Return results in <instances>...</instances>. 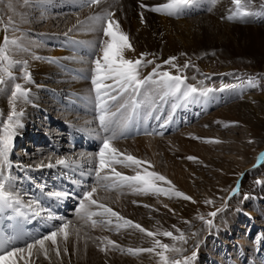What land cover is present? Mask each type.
I'll use <instances>...</instances> for the list:
<instances>
[{"label": "bare ground", "instance_id": "bare-ground-1", "mask_svg": "<svg viewBox=\"0 0 264 264\" xmlns=\"http://www.w3.org/2000/svg\"><path fill=\"white\" fill-rule=\"evenodd\" d=\"M61 2L65 3L62 9L63 13H61L66 16L53 13L48 17L45 14L37 13L34 11L35 7L31 6V4L40 7L47 3L55 4V0H3L5 5L0 4V45L4 41V37L7 36L9 43L6 46L11 62H13L6 61L4 65H0L3 81L0 83V127L3 126L6 129L9 113L12 111L9 99L14 85L17 83L30 91L26 101H21L16 106L17 112L23 110V115L20 118L23 127L17 130L15 139L28 135V124H33L34 117H38L39 113L44 111L48 112L44 118V123L39 121L40 124L30 126L40 133L43 129L45 133L42 135L50 143L49 150L47 147L34 148L35 151L29 152V156L22 159L14 158L10 152L9 159L13 162L12 168L21 173L12 176L10 173L11 168L5 172L4 176L0 177V180L5 182L4 195L11 191L12 196L18 197L20 201L19 204H15L14 200H10L9 205H12L9 207L10 211L18 213L20 220L25 223L31 222L36 215L43 219L41 224L35 225L32 223L30 238L24 245L16 247L25 248L27 243H31L33 240L53 231L62 222L60 218L68 213V209H65L63 213L61 210L60 212L57 211L56 207H62L64 204H68L69 207L72 206L68 200L70 197L75 201V205L79 203L77 195L57 199L54 193L65 190L58 187L56 183L54 184L50 180L52 177H55L56 180L62 178L63 184L70 182L71 179L72 182L77 183L75 188L78 187V194H81L83 188L81 184L85 182L86 178L89 181L91 180L88 186H92L93 181L99 180L100 177L99 181L108 185V188L107 191L101 188L94 194V198L98 199L99 203H103L125 219L140 224L146 230L157 233L155 239H158L161 243L175 244L180 249L181 244L185 243L179 240L173 241L170 237L163 236L162 233L169 231L177 237L183 233L187 240L188 249L196 245L195 250L197 249L198 255L193 264H198V259L203 258L205 250L209 256L208 261H214L211 251L205 249L203 244H195V239H200L199 242L202 240V243L203 239L206 240L210 236L219 235L218 231L221 229L213 224L208 225L204 222L205 220L201 223L202 226H199V223H196L193 218L196 215L202 216L204 213L213 212L211 208L215 205L216 196L219 195L218 189L205 184L204 181L202 183L191 180L193 178L190 174L198 178L214 176L212 173L205 172L204 168L211 160L212 155V146L208 142L214 143L219 140L214 136L213 129H216L221 122L243 120L248 122L245 124L246 126L252 123L255 127L251 137L253 141L259 134L264 136V120L259 118L261 115L264 116V106L259 105L257 108L259 117L255 116L253 120L251 118L252 106H250L252 97L247 95L239 103L230 104L221 111L206 113L208 107L217 105L219 101L217 97L220 99L219 102L222 103L240 95L242 92L241 89L237 88L238 85H235L236 88H227L229 90L233 89L230 91L224 90V86L217 87L218 92L214 89L207 100L202 98L197 101L193 99L184 100L182 106L193 103L197 110L202 108L206 119H200L192 127L183 126L170 136H166V128L161 129L163 137L165 136L167 140L162 137L161 139L159 136H155L157 137L155 138L146 134L134 138H128L129 135H126L123 141H119V138L111 140V146L116 148L118 153L133 155L143 163L137 168L135 165L125 167L123 164L113 162L111 167L102 168L99 177H97L95 173V154L80 151L64 142V136L67 132L66 129L61 127H71V132L73 130L72 133L79 137L81 131L87 134L86 131L98 126V113L94 101L96 93L92 90L91 76L87 74L79 76L75 71L84 74V69L90 68L88 64L101 56L102 53L99 52L95 56L90 54L87 56V61L84 60L85 62L78 63L79 60L73 58V55H69L67 52L80 45L82 46L80 50L87 49L84 47L87 45L95 50L100 49V40L107 39V37L103 36L99 22H93L88 18L113 10V18L118 21L120 31L127 34L132 45V49L125 50V58L136 59L141 53H145L147 54L145 58L153 60L158 55L157 62L153 60L152 64H144L138 70L141 78L147 76L156 63L160 65L159 71H168L172 74L169 70L171 65L163 64V60L183 52L193 56L195 52L198 54L204 53V51L216 52L218 50L220 53L217 55L222 56L226 61L234 62L237 58L248 56L252 57V60H256V66H259L260 63L264 62V5L254 3L251 5L247 0H243L240 4H242V8L248 11L246 12L247 15H242L241 10H239V16L237 17L233 15L238 6L236 7L232 0H194L190 5L181 6V10L177 15H168L165 10L160 12L151 10V6L165 5L169 0H100L98 5L88 4L87 0H65ZM141 3L150 7L141 9ZM207 3L210 5H206ZM203 6L205 7L203 8ZM183 7L188 8L189 11L183 12ZM75 8L78 10L72 12ZM141 13L144 16V23H141ZM237 18H240V20H237ZM244 18L248 19L242 20ZM55 26H64L65 33L62 36L53 33L55 31L53 27ZM70 29L71 31H69ZM59 38H62L64 42ZM70 40L71 45L68 43ZM12 41H16L17 44H12ZM24 61L27 62L26 65ZM173 63L177 65V67H174L176 69L182 68L181 66L186 61L182 59L181 62L176 61ZM178 63L180 64L178 65ZM73 66L82 67V69L77 68L74 70ZM201 69V67L193 68V71L198 74L197 72ZM26 72H30V80L24 79ZM196 74V77L193 76L191 84L202 88L203 85L201 86L200 82L205 80ZM189 76L192 77L191 74ZM196 79L200 80L199 84L198 82L196 84ZM105 83H111V81H105ZM214 86L215 84L211 83L209 88L213 89ZM146 87L154 90V86L149 85ZM146 87L144 88L145 91L147 90ZM222 88L224 91L221 92L220 96L219 90ZM144 90L139 94L137 103L138 105L139 103L142 104L141 113H147L146 116L149 114L147 110L154 108V112L151 114L152 118L146 117L144 121L140 122L135 117L130 118L128 116L132 108V98L136 95L129 91V95L120 101V103L127 102L128 107L116 117L118 124L130 119L131 125L129 128L139 124L141 129L145 130L146 123L149 120H157L155 123H158L160 114H162V105L173 100L174 104H171L172 111L178 104L179 99L166 96L162 91L155 89L154 91L151 90L152 92H145ZM211 97L214 99L211 100ZM260 99L258 98V100ZM214 102L217 103L213 105ZM144 103L147 104L145 109ZM63 104L66 106H62ZM78 106L80 107L76 110L75 107ZM116 109L113 108L111 111L116 112ZM169 115L167 119L172 117V114L169 113ZM195 117L196 114L193 115V120L196 119ZM117 128L120 131V128ZM168 131H171V127ZM3 135L5 133H0V136ZM97 144L100 147L102 141ZM149 155L152 156V159ZM259 155L262 156L261 163L263 164L264 146L258 148L254 156ZM189 156L195 157V159H188ZM61 157H67V166L35 167L36 163L41 162L47 165L49 158L55 165L56 159ZM117 158L123 159V157ZM194 161L195 163H193ZM242 162L245 165L244 157H242ZM251 163L254 164L253 167L255 168L259 166L256 165V160ZM17 164L21 166L17 167ZM32 164H34L32 168L23 167ZM112 168L125 176H134L137 172L144 174L145 171L164 176L165 181L156 180L155 184L169 194L138 191L136 189L143 186L135 183L132 185L116 184V188H114L111 182L118 180V178L114 176ZM84 173L85 175H82ZM33 175H38L41 178L40 182L35 185L27 181V178L30 176V179H32L31 176ZM9 176L11 180L8 179ZM45 176H49V181L44 180ZM104 176H108L110 179L103 181ZM252 180V177H248L243 181H239V189L252 193L254 199L260 201L262 190ZM168 181L171 183H168ZM40 184L45 186L43 191L38 186ZM234 184L233 177H222L218 188L225 187L224 189H227V191L223 195L224 202L217 203L214 209V211L217 208L221 209L219 213H224V219H218H221L220 223L230 228V230V222L236 221L237 223L236 218L231 217L230 214L233 215V213L227 207L228 204H231L232 194H230V190ZM75 188L72 189L71 186H68L66 191L72 193ZM175 191L191 196L192 200L177 197L174 194ZM206 200H211L212 203L206 204ZM35 201H39V203H35ZM133 201H136V203H133ZM192 201H195V203ZM164 205H167V207ZM169 209L173 211H169ZM92 211H98V209L93 206ZM234 214L236 216V213ZM50 215L53 217L51 220L48 219ZM104 219H107V217L93 216L91 220L81 216L76 217L75 220L63 217V220L70 222L71 225L68 229L67 239L58 236L55 246L52 245L51 241H46L44 251L40 250L39 245H34L31 249V255L27 250L22 258L18 254L14 258V264H161V259L156 254L160 249L154 246V238L141 233L134 227L124 226L123 221H118L116 217H111V224L101 226V223L95 225L92 223V220L102 221ZM214 219L215 217L208 215L206 220L213 222ZM185 221L188 223H185ZM261 222L264 223V217ZM118 224L121 225L119 228L117 227ZM178 229L179 231H177ZM255 230L264 236L261 230L258 231L259 228ZM197 232L200 233L199 237L196 236ZM221 232L222 230L220 234ZM191 233L192 236L189 239ZM263 236L260 235V238L255 241L258 247L264 243ZM104 237L107 240L115 241L120 247L113 248L108 245L107 240L103 239ZM250 247L252 248V246ZM101 248L106 250L101 251ZM129 248H154V251L133 254L127 251ZM253 250L254 248L250 252L253 253ZM57 251H59V255ZM180 252L181 250L176 253H166V255L175 260L183 261L184 257L188 255L180 256L178 255Z\"/></svg>", "mask_w": 264, "mask_h": 264}, {"label": "snow or ice", "instance_id": "snow-or-ice-1", "mask_svg": "<svg viewBox=\"0 0 264 264\" xmlns=\"http://www.w3.org/2000/svg\"><path fill=\"white\" fill-rule=\"evenodd\" d=\"M194 2V0H169V2L165 5L160 6H151V10L155 12H160L165 10L168 15H177L181 10V6L190 5ZM237 4H239L240 0H235ZM88 4L98 5L100 0H87ZM141 9L149 8L150 6L145 5L143 3L140 4ZM242 15H247V13H242ZM231 18V17H230ZM93 22H99L100 27L102 28L103 36L107 37V39H101L100 49L102 55L97 59L92 61L91 68V84L92 90L96 93V111L98 113L97 119L99 120V131L105 133V136L102 140V144L99 147L98 152L95 154L96 164H95V173L97 177H99L101 169L105 167H111L113 162L123 164L125 167H129L135 165L137 168L141 166L143 163L141 160L137 159L135 156L126 154V153H118V150L111 146L110 141L118 138L125 137L126 135H131L128 131V128L131 125V120L124 121L121 124H118L116 117L124 110L127 109V102L120 103L121 100L124 99L125 96L129 95V91L131 93L137 94L132 98L131 106L135 110L138 107V99L139 94H141L146 86H154L157 91H162L166 96H172L176 99H204L207 100L210 94L214 91L211 88H198L192 85H188L185 83V78L180 75H172L168 71H159L160 65L157 64L156 67L152 69L147 76L141 78L140 72L138 71L144 64H152L153 60H145V56L147 54L141 53L140 56L136 59H126L125 58V50L132 49V45L128 39L126 33H123L119 29V24L116 19L113 18V13L111 11H106L103 14L94 15L88 18ZM79 23V22H78ZM141 23H144V16L141 13ZM71 31V29L69 30ZM9 43L8 37H4V45ZM12 44H17L16 41H12ZM4 45H0V59H6V49ZM176 60L175 56H170L167 59L163 60V64L171 65L172 67H177L173 62ZM26 65L27 62L24 61ZM189 65L186 62L183 67L187 68ZM2 71V68H0ZM179 71V68H177ZM30 72H26L24 75L25 80H30ZM105 81H111V83H105ZM2 77H0V83H2ZM248 83L255 87L253 84L252 78H249ZM227 87V86H225ZM29 89L26 87H22L21 84L17 83L14 85V88L11 93V97L9 99V104L12 107V111L9 113V120L6 123V134L0 136V177L5 175V172L12 168L13 162L9 159V153L12 150L14 139L17 135V130L23 127L21 122V116L23 115V110L17 112L16 106L21 101H26ZM119 104V107L116 109V112L111 111V107ZM135 111L133 112V115ZM159 119V117H157ZM167 123V121L165 122ZM235 123V122H233ZM119 127L120 131L117 134L114 129ZM160 128H164L165 124H160ZM139 132V129H137ZM144 134L146 135H160L161 133L158 131L148 132L145 130ZM117 157H123V159H118ZM188 159H195V157H187ZM57 165L67 166V157H61L56 159L55 165L51 162V158H49V162L45 165L43 162L36 164V168H53ZM20 164H17V167H20ZM25 168H32L33 165H24ZM114 173V176L118 178V180L114 181V186L116 184H128L132 185L133 183L142 185V188L136 189L138 191H154L157 193H164L168 195L169 193L165 192V190L161 187H158L155 184L156 180L165 181V177L161 176L155 172H147L144 174L137 172L134 176H125L120 172L116 171L114 168L111 169ZM90 174V173H89ZM243 175V173L241 174ZM11 180V177H8ZM110 178L108 176L103 177V181H108ZM260 182V181H258ZM168 183H171L168 181ZM40 189L43 191L44 185H38ZM107 185L99 180H94L92 186L89 188L87 184H85L82 188L81 194L77 195L79 203L76 205L75 212L77 215L81 217H87L88 219H92L93 216L107 217L102 221L92 220L93 225L97 223H101V226L104 224H111V217H116L118 221H123L124 226H131L138 229L141 233H145L147 236L154 238V246L158 247L160 251L156 254L161 259V264H193L196 259L197 252L192 251L190 256H185L183 261L175 260L174 258L166 255V253H176L179 252L175 244L161 243L158 239H155L157 233L148 231L143 228L140 224L134 223L131 220L125 219L120 216L119 213L113 212L111 208L106 207L103 203H99L98 199L94 198V194L101 188H105ZM239 191V185L232 188L231 194L234 195ZM5 193V182L0 180V199H2L3 204L5 206L9 205L10 200H14L15 204H19L20 201L18 197H13L12 192L9 191L7 195ZM177 197H180L184 200H192V197L186 195L183 192L175 191L174 193ZM50 195H52L50 193ZM57 199H62L74 193H70L67 191H57L54 193ZM195 203V201H192ZM35 203H39V201H35ZM136 203V201H133ZM206 204H211V200H206ZM93 206L98 209V211H92ZM167 207V205H164ZM147 207V205H145ZM169 211H173L169 209ZM221 211L220 208H217L215 211L208 213L209 216L215 217ZM49 220L53 219L50 215L48 217ZM61 223L54 228L53 231L46 233L38 239L33 240L31 243H27L25 248L14 246L15 242L19 240L22 234H17L16 237L10 238H0V264H14V258L19 254L20 257H23L24 252L27 250L29 255H31V249H33L34 245H39L40 250H45V242L51 241L52 245L57 244V237L63 236L67 239L70 228V222L64 221L63 217L60 218ZM203 220V217H200ZM205 223L208 225L212 224L211 220H205ZM185 223H188L185 221ZM121 225H117L119 228ZM179 231V229L177 230ZM165 237H170L173 241L179 240L183 243H187L183 233H181L178 237L173 236L172 232L164 231L162 233ZM195 235V233H193ZM103 239L107 240L106 237ZM107 244L111 245L113 248H119L120 246L116 244L115 241L107 240ZM105 248H101V251H105ZM67 251V249H65ZM129 253H140V252H152L154 248H129L127 250ZM59 255V251H57Z\"/></svg>", "mask_w": 264, "mask_h": 264}, {"label": "rangeland", "instance_id": "rangeland-1", "mask_svg": "<svg viewBox=\"0 0 264 264\" xmlns=\"http://www.w3.org/2000/svg\"><path fill=\"white\" fill-rule=\"evenodd\" d=\"M61 1H65V0H55V4L47 3V4L41 5V7L38 5H34V4H31V6L33 8L35 7L34 11H36L37 13H42L43 15L45 14L48 17L50 15H52L53 13L59 14L61 16H66L65 14H62L63 13L62 9L64 8L65 3H62ZM242 1L243 0H240L239 4H237L235 2V0H232V3L236 4V7L238 6L235 9L238 12L236 14V11H235L233 16L238 17L239 16V10H241L242 13L248 12V11H246L245 8H242V6H241L242 4H240V3H242ZM247 1L251 5L253 3L264 5V0H247ZM0 4L5 5V3H3V0H0ZM57 5H60V6L58 7ZM207 5H208V3H207ZM61 6H63V7H61ZM57 10H58V12H57ZM77 10L78 9L75 8L74 10H72V12H76ZM111 12L113 13L114 11L111 10ZM245 19H248V18H244L242 20H245ZM237 20H240V18L239 19L237 18ZM63 27L64 26L53 27V30H55L53 33H56V34L58 33L57 35L62 36V34L65 33V31L63 30ZM57 31H59V32H57ZM59 40H62L64 42V40L62 38H59ZM68 43H69V45H71V40H70V42L68 41ZM1 45H4V41L1 43ZM4 46L6 49L5 54H6V57L8 58V60H7V58L6 59H0V65H4L6 63V61L13 63V62H11L10 55L8 52V47H7L8 44H7V46L6 45H4ZM57 47H58V45H57ZM80 47H82V46L81 45L77 46L75 49H81ZM84 47H86L88 50H90V52H92L93 53L92 55H94V56L96 54H98L99 52H101L100 49L95 50L90 45H87ZM73 48L68 50L67 54L73 55L72 56L73 58L75 57L77 60H79L78 63L87 61L88 57L85 58L84 56H81L79 54H76V53L73 54V52L75 50ZM216 52H218V53H216ZM216 52L204 51V53H198V54H196V52H195V54L193 56H190L188 53L183 52V53L175 56L176 60L174 62H176V61L181 62V60L184 59L188 63L189 66L187 68H185V67H183L185 65V63H183V66H181L183 69L179 68L180 72L177 71V68L175 69L174 67H171V66L169 67V70L172 72V75L183 76L185 78V82L188 85H192L191 80H192V78H194L193 76H195V74H196V72L193 71V68L195 69L198 67L199 68L201 67L202 69H201V71L197 72L198 74H196V75L201 77L202 79L204 78L203 80H205V81L200 82L199 79H196V84H197V82H198V84L200 82L201 86L203 85L202 88H206V87L209 88V85L211 83L215 84L213 90L216 89V91H217V87L224 86L223 88L225 90L227 88H233V87H235V85H238L237 88L241 89V92H242L240 95L233 97V98H230L228 100L224 99L227 102H222V103L219 102L220 99L217 97V99L219 100L218 103L217 102L212 103L213 105H215L217 103V105L214 107H208V111L206 113H208L210 111L213 113L221 111L222 109H224L225 107H227L230 104H234L235 102L239 103L243 98H245V96L248 95V96L252 97V101L250 104V106H252L251 118L254 120L255 116L259 117V114H258L259 112H258L257 108L259 107V105L264 106V62L260 63L259 66H256V60H252L251 59L252 57H248V56H244L242 58H237L234 62L233 61H226V59H224L222 56L220 57L217 55L220 53V51L217 50ZM158 59L159 58L157 55V57L154 58L153 60L155 62H157ZM145 60H148V59L145 58ZM89 61H90V59H89ZM179 64L180 63H178V65ZM88 65L90 68L84 69V72H86L87 75L91 76L92 61ZM156 65H157V63L155 64L154 67H156ZM73 67L82 69V67H77V66H73ZM154 67H152V69ZM224 69H228V70H224ZM190 74L192 77L189 76ZM1 76H2V74L0 73V77ZM249 78H252L253 84L256 85L255 87H253L252 85H250L248 83ZM225 86H227V87H225ZM223 88L219 90L220 96H221V92L224 91ZM146 89H147L146 91L144 90L145 92H152L155 90V88H154V90H152L153 88L148 89L147 87H146ZM230 90H233V89H230ZM230 90L227 89L226 91H230ZM258 98L259 99L261 98V99L258 100ZM210 99L212 100L214 98L211 97ZM181 100H183V99H179V101H181ZM183 101L180 104L181 106L183 104ZM189 101H191V100H189ZM195 101H197V100H195ZM173 102L174 101L172 100V102L170 101L168 103L172 104ZM194 111L197 114L195 117L196 119H194L191 122H189L188 124H186V126H188V127H192L195 123L200 121V119H206V115L203 114L202 108H198V110L195 109ZM47 113H48L47 111H44L43 113H39L38 117H40V118L34 117L33 124H28L27 130L29 131V134L24 135L22 138L20 137V138H17L14 140L12 151H10L13 154L14 158H18V159L27 158L29 156V152L35 151L34 148L47 147L44 144H40V143L45 142V141H43V137H41L40 135L36 136L37 141H40V143H38V144L34 143V141H35L34 139H30L31 136L35 132H38L37 130H34L31 126H34V124L38 125V124H40V122L44 123V118L46 117ZM259 118L261 120H264V116H262V115ZM233 122H235V123H233ZM246 123H248V122H245L243 120H241V121L228 120V121L221 122L220 125L216 129H213L214 136H216L219 140L215 141L214 143H212L211 141L208 142V144H210L212 146V155H211V160L208 161V164L204 168V171L212 173V174H214V176H212V177L211 176H208V177L205 176L203 178L194 177L193 174H190V176H191V178H193V179H191L193 181H197V182L198 181H200V182L204 181L205 184L214 186V187H216V189H218L217 191H218L219 195L216 196L217 198L215 199V202H214L215 205L211 208V210H213V211L216 208L217 203H220V202L223 203L224 202L223 195H224V193H226L227 189H224L225 187L224 188H222V187L218 188L219 187L218 184H220V181L222 180V177H224V176L228 177V178H229V176L233 177V180L235 181V183L236 182L239 183V181H243V179H245V178H248V177L251 178L252 177V179H253L252 181L254 182V184H256V186L259 187L260 190H262V192H261L262 198L259 199L260 201H257L252 196L253 195L252 193H249L248 191L247 192L242 191V189L241 190L239 189V191L236 194L231 195V202H230L231 204H228L227 207L233 213V215L232 214H230V215H231V217L233 216L234 219L236 218L237 223H236V221L230 222V226H231V230H230V228H227V226L220 223L221 219H218V218L224 219V213H218L215 216V219L212 222V224L222 230L221 234H220V231H221L220 230V231H218L219 235L210 236L206 240L203 239L202 243H201L202 240L199 242L198 240H200V239H195V244H197V245L203 244L205 249H209L211 251V253H212L211 255L213 256L212 259L214 258V261H210V260L208 261L209 256L207 254V251L204 249L205 252L203 254H205V255H203L202 259L201 258L198 259V264H221V263L229 264V259H232L235 263L239 259L241 264H245L246 259L251 261L252 256L250 255V253H251L250 250L254 248L255 239L257 237H258V239L260 238V236L256 235L258 232L255 229L259 228L258 231L261 230L264 233V223L261 222L262 218L264 217V163L263 164L261 163L262 165L260 164L256 168L253 167L254 164L251 163L254 160H256V158H257L254 156L257 153V149L260 147L263 148V146H264V136L259 134L256 136L257 138L255 137V139L253 141V139L251 137H252V134L254 133L255 127H254V125H252V123H250L248 126H246L245 125ZM90 130L95 131V127L91 128ZM177 131L178 130H176L175 132H177ZM175 132H171L170 134L167 133L166 136L173 135ZM0 133L6 134V129L3 126L0 127ZM38 133H40V132H38ZM42 133H43V129H42ZM155 136H159L160 138L162 137L163 139H165V136L163 137V135H161V134L160 135H153L151 137H155ZM155 138H157V137H155ZM160 138H158V139H160ZM165 140H167V139H165ZM48 150H49V148H48ZM159 154H161V152H159ZM245 156H246V158H245ZM149 157H150V159H152V156L149 155ZM242 157H244L245 165L242 162ZM193 163H195V161ZM36 164H38V163H36ZM32 165H34V164H32ZM10 173L12 176L17 175V171L15 168H12V171ZM242 173H243V175H241ZM83 175H85V173ZM99 180H100V177H99ZM258 181H260V182H258ZM113 182H114V180H113ZM113 182H111V184L113 185L112 187L116 188L115 187L116 185L114 186ZM191 186H193V185L191 184ZM90 187L91 186H89V188ZM107 188H108V185H107V187H105L103 189L105 191H107ZM196 191H197V189H196ZM201 194H203V193H201ZM206 198H209V197H206ZM234 213H236V216ZM67 214H69L68 216H65V218H67V219H74L75 220L76 217H80L79 215L76 214L75 209L71 210V214H70V211L68 210ZM197 216L198 215H196L193 219L196 223H199V226H202L201 223L207 219L208 213H204L202 216H200V215L198 217ZM200 217H203L204 219L201 220ZM253 223H255V224H253ZM252 227H254V228L252 229ZM253 230H255V231L253 232ZM198 235H200L199 232H197L196 236H198ZM191 236H192V233L190 234L189 239H191ZM262 238L264 239V236ZM197 241H198V243H197ZM249 245L252 246V248ZM195 246H192L191 248L189 247V249H188V246L186 245V243L181 244V248H180L181 252L178 255L190 256L192 251L197 252V249L195 250ZM240 247H241V249H240ZM247 247H249L250 249ZM186 249H187V251H186ZM242 253H244V254H242ZM256 262H257V260H256Z\"/></svg>", "mask_w": 264, "mask_h": 264}]
</instances>
